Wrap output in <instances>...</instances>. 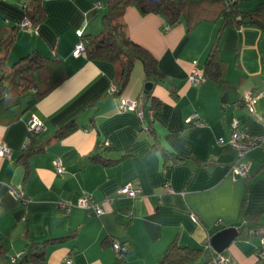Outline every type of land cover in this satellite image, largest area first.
Masks as SVG:
<instances>
[{
	"label": "crops",
	"instance_id": "0c3cea01",
	"mask_svg": "<svg viewBox=\"0 0 264 264\" xmlns=\"http://www.w3.org/2000/svg\"><path fill=\"white\" fill-rule=\"evenodd\" d=\"M21 2L0 0V26L20 22ZM259 5L264 10V0L238 1L240 9ZM42 6L45 18L30 30L20 27L6 60L36 49L61 59L66 76L14 122L0 123V150L10 149L9 157L0 151V240L9 255L21 257L30 240L61 236L45 246L49 264H65L66 258L70 264H169L161 259L172 243L201 248L195 264H206V239L232 225L238 234L222 251L230 264H264L257 252L264 226V146L252 145L238 157L218 141L235 126L244 135H264V28L256 23L221 28L220 19L193 28L183 19L169 25L157 13L128 6L123 18L130 38L155 55L168 81L146 80L136 60L120 93H110L118 67L72 54L76 42L102 28L105 0H42ZM213 42L234 86L225 101L206 75L196 83L187 76L195 65L204 70ZM147 81L151 87L144 91ZM253 91L261 95L250 111L244 97ZM123 97L136 100V109L121 108ZM154 99L161 102L156 110ZM31 114L44 123L36 135L44 148L28 156L26 172L19 156L29 139ZM70 120L76 122L72 132L52 136ZM153 137L182 160L170 163L153 146ZM236 161L246 165V175L231 172ZM130 181L138 194L117 195ZM17 188L26 200L12 193ZM85 193L101 204L102 213L76 206L66 212L58 204L75 203ZM243 222L253 225L239 233ZM118 240L127 245L126 253L112 249Z\"/></svg>",
	"mask_w": 264,
	"mask_h": 264
},
{
	"label": "trees",
	"instance_id": "16d2710c",
	"mask_svg": "<svg viewBox=\"0 0 264 264\" xmlns=\"http://www.w3.org/2000/svg\"><path fill=\"white\" fill-rule=\"evenodd\" d=\"M239 0H105L106 13L102 15V28L93 35H85L82 38L86 57L90 59H102L111 61L118 67L114 83L116 93L128 82L132 66L136 60L143 66L144 78L155 83H166V76L157 65V58L147 48L134 41L129 36L127 22L123 18L125 9L135 5L141 14L153 13L164 17L167 24H175L182 19L186 27L193 28L201 21L220 19V26H241L242 23H256L264 28V10L257 6L253 10L238 7ZM21 8L24 16L32 27L37 26L45 18V10L42 0H22ZM20 23L0 26V123L8 124L30 108L41 97L45 96L55 86L61 83L66 76L62 60L46 57L36 49L31 50L16 61L7 65L6 58L11 46L15 43ZM217 41V40H216ZM202 71L209 77L220 90V99L226 100L227 93L233 89V85L224 76V62L218 56L216 42H213L208 50ZM28 97V98H27ZM25 101V103H24ZM153 109H158L161 102L154 99ZM245 104V101H244ZM148 129L152 130L150 125ZM76 128L75 120H70L57 128L52 136L60 138L72 132ZM29 139L22 149L19 158L28 172V156L44 148L41 141L36 140L38 133L29 130ZM153 146L158 147L165 159H171L170 163L179 162L182 157L172 156L171 152L159 147L158 140L153 137ZM28 173H26V176ZM250 220L256 223L251 215ZM253 225V224H252ZM252 225L243 222L239 227L240 232H246ZM258 228L259 225L254 226ZM65 237L58 236L52 239L30 240V244L18 259H12L8 248L0 240V264H49L44 252L48 241L62 240ZM209 239V237H208ZM208 239L206 244V258L214 254ZM123 243V242H122ZM127 249V248H126ZM202 249L197 247L178 246L175 243L167 247L162 261L169 264H195ZM127 251H125L126 253ZM205 258V259H206ZM205 264V262L203 263Z\"/></svg>",
	"mask_w": 264,
	"mask_h": 264
},
{
	"label": "built area",
	"instance_id": "2783aa9c",
	"mask_svg": "<svg viewBox=\"0 0 264 264\" xmlns=\"http://www.w3.org/2000/svg\"><path fill=\"white\" fill-rule=\"evenodd\" d=\"M229 1H233V0H229ZM19 23H20V27L23 26L27 30H30L32 27L28 19L25 16L21 18ZM74 45L75 46L72 49L73 55L77 56L80 53H83L84 45H83L82 39L76 42ZM187 76H188L189 81L192 83L200 82L201 80L204 79L202 70H200L196 65L192 67V69L189 71ZM115 89H116L115 86L111 85L109 92L111 93L115 91ZM259 95H261L260 91H253L245 95L244 97L245 106H247V108L250 111H253L252 110L253 103L258 98ZM119 104L121 108L123 109L124 108L136 109V107L138 106V103H136V100L135 101L129 100V98L127 97L121 98L119 101ZM191 119H192L191 117L187 118L188 121H190ZM196 121L197 120H194V122ZM27 122H28L29 129L33 130L36 133L45 128L43 121L40 120V118L34 114H31L27 118ZM229 135L230 136L227 139L223 137V138H219L218 141L220 144H226L229 148L233 149L237 153L238 157L243 156L252 145L261 144L262 146H264V135H261L260 137L244 135L242 131H240L236 126ZM1 147H2L0 150L1 154L3 156L5 155L6 157H9L10 149L4 145ZM55 168L57 172L62 173L64 171V168L62 167V164L58 161V159L55 160ZM230 170L231 172H233L234 175H237V174L246 175L248 173L246 165L238 161L230 165ZM116 190H117L116 191L117 195H125V196H132V197L138 194V192L140 191V189L131 181L118 187ZM12 193L17 198L23 201L26 200L27 198L24 192L20 190L19 188L12 189ZM58 204L61 205V207H63L66 212H68V210L73 206L83 207L89 213L94 212L96 214H100L103 212V208L101 204L93 197L92 194H89V193H85L81 195L75 203L60 201L58 202ZM259 232L261 233L259 237L260 246L257 252L260 258L264 260V226L260 228ZM111 246L117 255L124 253L127 248V245L125 243H122L119 240L113 241ZM12 259H15V258L12 257ZM64 261H65V264H70L69 258H66ZM206 264H230V258H228L223 252H214V254L208 258V261L206 262Z\"/></svg>",
	"mask_w": 264,
	"mask_h": 264
},
{
	"label": "water",
	"instance_id": "95a60500",
	"mask_svg": "<svg viewBox=\"0 0 264 264\" xmlns=\"http://www.w3.org/2000/svg\"><path fill=\"white\" fill-rule=\"evenodd\" d=\"M151 87V82L147 81L144 84V91H148ZM237 228L232 225L216 230L209 238V245L215 252H222L228 247L230 241H232L237 235Z\"/></svg>",
	"mask_w": 264,
	"mask_h": 264
},
{
	"label": "rangeland",
	"instance_id": "374dc122",
	"mask_svg": "<svg viewBox=\"0 0 264 264\" xmlns=\"http://www.w3.org/2000/svg\"><path fill=\"white\" fill-rule=\"evenodd\" d=\"M7 61V60H6ZM12 62H9V61H7V65H10ZM17 258H19V256H17Z\"/></svg>",
	"mask_w": 264,
	"mask_h": 264
}]
</instances>
